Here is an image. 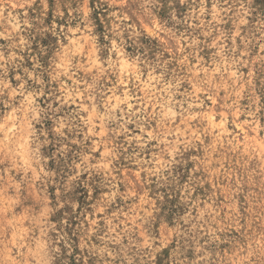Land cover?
<instances>
[{
    "label": "rangeland",
    "instance_id": "rangeland-1",
    "mask_svg": "<svg viewBox=\"0 0 264 264\" xmlns=\"http://www.w3.org/2000/svg\"><path fill=\"white\" fill-rule=\"evenodd\" d=\"M0 264H264V0H0Z\"/></svg>",
    "mask_w": 264,
    "mask_h": 264
}]
</instances>
